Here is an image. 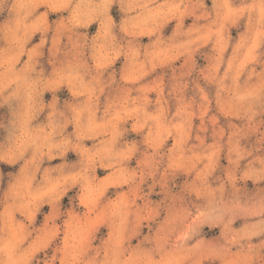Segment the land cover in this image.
I'll return each instance as SVG.
<instances>
[{"label": "clouds", "instance_id": "1", "mask_svg": "<svg viewBox=\"0 0 264 264\" xmlns=\"http://www.w3.org/2000/svg\"><path fill=\"white\" fill-rule=\"evenodd\" d=\"M0 264H264V0H0Z\"/></svg>", "mask_w": 264, "mask_h": 264}]
</instances>
